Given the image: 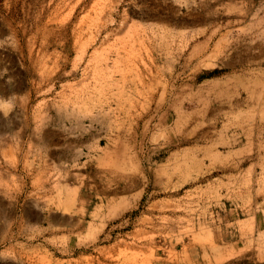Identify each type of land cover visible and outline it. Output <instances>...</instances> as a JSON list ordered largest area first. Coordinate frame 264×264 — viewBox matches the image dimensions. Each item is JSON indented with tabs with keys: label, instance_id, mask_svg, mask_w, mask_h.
Returning <instances> with one entry per match:
<instances>
[{
	"label": "rangeland",
	"instance_id": "obj_1",
	"mask_svg": "<svg viewBox=\"0 0 264 264\" xmlns=\"http://www.w3.org/2000/svg\"><path fill=\"white\" fill-rule=\"evenodd\" d=\"M10 214L1 264H264V0H0Z\"/></svg>",
	"mask_w": 264,
	"mask_h": 264
},
{
	"label": "crops",
	"instance_id": "obj_2",
	"mask_svg": "<svg viewBox=\"0 0 264 264\" xmlns=\"http://www.w3.org/2000/svg\"><path fill=\"white\" fill-rule=\"evenodd\" d=\"M7 203H9L10 207H12V205L14 204V202L11 199L9 201H7ZM14 216L12 214H10L4 220H3V217L0 216V242H1V240H9V241L12 240L11 227L14 223V218H15ZM8 231H10V232H8ZM7 233H8V235H7ZM1 260H2V257H1V251H0V264H1Z\"/></svg>",
	"mask_w": 264,
	"mask_h": 264
}]
</instances>
